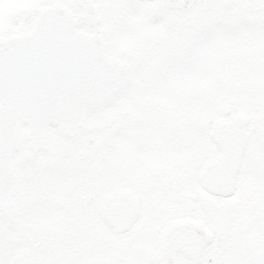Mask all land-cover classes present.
Returning a JSON list of instances; mask_svg holds the SVG:
<instances>
[{"label":"snow or ice","instance_id":"obj_1","mask_svg":"<svg viewBox=\"0 0 264 264\" xmlns=\"http://www.w3.org/2000/svg\"><path fill=\"white\" fill-rule=\"evenodd\" d=\"M0 264H264V0H0Z\"/></svg>","mask_w":264,"mask_h":264}]
</instances>
